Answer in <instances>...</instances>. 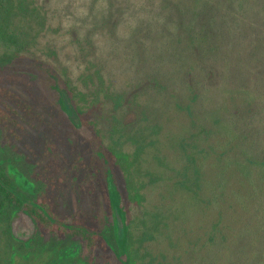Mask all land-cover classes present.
Wrapping results in <instances>:
<instances>
[{"label": "rangeland", "instance_id": "rangeland-1", "mask_svg": "<svg viewBox=\"0 0 264 264\" xmlns=\"http://www.w3.org/2000/svg\"><path fill=\"white\" fill-rule=\"evenodd\" d=\"M192 2L28 0L29 51L0 96L9 115L0 166L15 193L35 200L48 187L42 196L54 193L61 215L75 212L85 206L76 189L82 171L33 91L60 108L72 105L66 74L85 92L137 90L117 112H137L126 116L135 125L124 149L133 151L138 129L148 142L133 167L141 200L129 202L126 220L135 264H264V0H202L199 17ZM100 98L112 114L114 100ZM91 149L118 188L101 145ZM56 153L62 164L49 163ZM106 231L118 247L114 216ZM78 253L77 242L49 248L23 212L0 214V264H81Z\"/></svg>", "mask_w": 264, "mask_h": 264}, {"label": "trees", "instance_id": "trees-1", "mask_svg": "<svg viewBox=\"0 0 264 264\" xmlns=\"http://www.w3.org/2000/svg\"><path fill=\"white\" fill-rule=\"evenodd\" d=\"M191 1L194 5L193 11L199 17L201 13H199L198 7L202 0ZM30 12L33 13L34 8H30L28 0H0V47L2 48L0 55V96L5 90V82L3 81L10 74V71L14 70L13 64L19 59L20 52L29 51V41L23 39V32L25 30L24 24ZM192 42H195L194 39ZM201 43L198 41L199 45ZM13 79V77H9L10 81ZM64 84L72 107L67 106L64 100L61 101L60 108L51 106L44 96H38L36 90L33 91V95H35V99L39 100L37 103L42 109L47 108L48 111L52 112L54 121L60 128L55 129V131L57 134L62 132L60 135L62 143L68 147L82 171L76 189L81 190L80 199L85 198V206L83 203V206L78 207L75 212L61 215L57 208L58 202L55 200L54 193L49 191L51 193L48 192L42 196L48 187L35 200H31L26 194H17L13 181L5 169L0 166V214L23 212L28 215L39 231V238L46 239L49 248L55 246L64 248L70 242H77L79 245L78 258L81 260V264H97L96 262L99 260L104 261V263L108 262L106 264H111L115 260L118 264H135L137 251L132 241V234L128 231L126 220L130 221L129 202L134 206L141 200V196L137 193L133 167L139 161L140 155L145 153L148 142L141 134L142 130L138 129L134 139L133 151L124 149L127 144L126 138H129V132L135 125V122L126 120V116L132 114L137 117V112L128 111L125 115L117 112L119 108H123L125 102L127 103L131 99L136 100L138 91L117 92L110 88H96L93 91L85 92L74 84L69 74L65 75ZM100 97L114 100L116 106L113 108L112 114L110 112L104 113L103 101ZM71 111L72 115L77 116L79 122L81 121L80 123L90 130L96 142L103 148L104 156L112 168L118 188L109 181L106 182V179L104 180L102 162L91 149V147L97 146V143L84 139L77 132V125L73 122V117H70ZM8 117L9 115L0 105V123L5 122ZM111 119L113 120L112 129L103 131L100 124L107 123ZM105 139H108V142ZM54 155L55 157L49 163L53 162L59 165L61 163L60 154ZM63 160L66 162L65 159ZM63 166H59L60 171ZM59 180L60 178L57 177V187H59ZM52 181H55L53 176ZM42 182L47 185V181ZM110 190L114 192L125 219L123 249L120 245L118 247L113 246L107 236V220L112 216ZM78 201L74 200L76 203ZM45 235L48 237L45 238ZM122 256L125 259H122Z\"/></svg>", "mask_w": 264, "mask_h": 264}, {"label": "water", "instance_id": "water-1", "mask_svg": "<svg viewBox=\"0 0 264 264\" xmlns=\"http://www.w3.org/2000/svg\"><path fill=\"white\" fill-rule=\"evenodd\" d=\"M111 209H112V216L115 218L116 227L118 231L117 239H119V245L123 249L125 244V219L121 212V209L118 206V201L114 195L111 198Z\"/></svg>", "mask_w": 264, "mask_h": 264}]
</instances>
